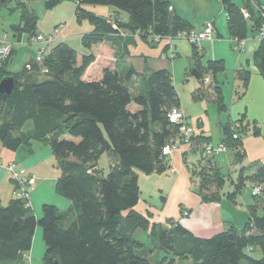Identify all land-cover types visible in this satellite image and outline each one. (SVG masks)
Segmentation results:
<instances>
[{
    "label": "trees",
    "instance_id": "obj_1",
    "mask_svg": "<svg viewBox=\"0 0 264 264\" xmlns=\"http://www.w3.org/2000/svg\"><path fill=\"white\" fill-rule=\"evenodd\" d=\"M9 1H0V8ZM29 1H18L16 5L20 20L11 26L15 36H37V16L27 7ZM42 1L50 10L62 0ZM218 1L225 13L230 40H246L248 34L257 37L264 26V0H241V6L232 0ZM75 2V21L92 26L90 33L81 36L86 51L104 41L125 49L135 35L151 42L152 36L172 37L193 30L190 23L170 10L167 0ZM82 6H104L114 12L100 17ZM118 12L127 14V23L112 18ZM191 46L186 75L199 83L193 97L213 96L222 111L221 90L215 77L223 72V62H204L198 48ZM11 56L12 53L0 64V80L14 78L12 94L7 97L0 93V145L12 152L24 146L31 153L33 143L47 146L59 172L54 191L70 206L61 211L55 205L43 204L37 218L31 204L26 207L13 196L5 206L0 202V264H10L30 251L37 228L41 230L44 264H264V206L263 214L258 216L257 201L248 206L249 217L241 229L229 226L210 237H196L173 220L166 221L168 226L151 222L149 213L136 210L140 199L136 172L150 175L167 171L168 156L161 151L178 132L167 119L168 112L178 108L168 70L138 75L131 69L122 76L106 68L99 80L85 81L82 76L94 60L93 55L82 56L77 66L76 52L64 43L48 49L38 71H7ZM253 62L264 84V38L253 53ZM208 74L212 76L210 84L204 82ZM137 75L142 78V91L133 95L129 83ZM237 75L245 89L249 72L241 69ZM131 104L136 106L133 111ZM244 120L240 117L222 126L221 143L234 152L237 163L242 157L241 138L248 133L249 125L252 135L260 136L256 122L248 124ZM235 122L239 124L236 131L230 128ZM208 143L209 138L198 134L188 145L201 152ZM105 153L113 161L104 174L99 159ZM213 157L205 160L200 155L189 170L191 189L202 202L217 203L223 195L234 203L246 182L261 183L264 193V169L253 164V175L239 174L235 182H230L232 191L222 194L225 177L214 165ZM138 230L150 239L151 246L134 237ZM256 249L261 253L258 261L248 256Z\"/></svg>",
    "mask_w": 264,
    "mask_h": 264
},
{
    "label": "crops",
    "instance_id": "obj_2",
    "mask_svg": "<svg viewBox=\"0 0 264 264\" xmlns=\"http://www.w3.org/2000/svg\"><path fill=\"white\" fill-rule=\"evenodd\" d=\"M67 1L71 3V13L67 20L64 19L57 23L54 21L55 23L51 25V29L43 28V26L38 27L36 24L35 33L37 35L53 36L54 42L50 45V48L59 43H64L72 48L76 52L77 66L80 65L82 56L91 53L94 60L84 71L82 76L83 80H99L102 77L103 70L106 68L115 70L122 76L131 69L138 75L147 74L159 69H166L171 74L176 93L180 88L179 84L184 82L183 79H186L187 85L185 86L189 89L190 100L185 101L177 93L178 108L184 111L189 123L194 126L197 135L200 134L209 138V142L212 144L221 143L224 138L222 126L226 123L244 117L248 124L252 121L258 124L260 118H264L263 79L258 74L255 65L252 66L249 63L250 56L257 49L259 41L257 44L248 42V38L251 37L249 34L244 41L242 49L240 51L234 50L235 52H239L237 56H235L227 52L226 49L228 46L226 43L227 41L230 45L232 44L228 29L227 36L225 37L226 39H224L215 24V31L210 40L201 41L198 48L204 62L220 60L227 66L229 61L233 67L234 83L238 80L241 81L237 75L239 70L244 69L249 72V77L246 80V88L244 89L242 86L240 97V93H237L238 91L236 90H232L231 95L228 97L223 92L224 82L221 75L224 73L225 68L223 72L216 75L215 82L219 84L224 107V110L220 111L217 104L214 102L213 96L209 98V100L202 98L195 99L193 97V94L199 88V83L195 79H193V83L187 80L189 77L186 74L192 55V46L187 40L173 39L168 41L166 39H161L153 43L151 40V42H145L138 36H134V41L125 49L104 41L93 44L90 50L86 51L81 42V36L90 33L92 31V26L86 21H83L80 25L75 22V9L72 7H76V2L75 0ZM167 1L170 3V10L190 23L193 30H195L191 20L183 14L181 8L176 6L173 1ZM194 1L195 0H191V9L197 7ZM215 1L219 2L218 0ZM62 2L63 0L61 3ZM61 3L57 5V8L54 7V9H58ZM82 8L100 17H107L109 13L114 12L112 8L104 6H82ZM112 18H117L124 24L128 22L127 14L122 12H118V14L113 15ZM209 22L215 23V20H206L201 23L195 31L202 30L204 25ZM82 31L84 33H82ZM12 36L14 41H12V39L8 40L7 33H0V38L6 37V39L13 44L11 58L13 59L15 56H19V62L23 66L27 63L35 62L36 53L40 44L30 43V37H26L25 34L20 36H15L13 34ZM78 40L81 42L80 46L77 45ZM225 40L226 42H224ZM50 48L46 49V53ZM232 67L230 69H232ZM138 75L133 77L129 83L133 95L142 91V78ZM206 77L209 79L208 82L210 84L212 82L211 74L206 75L205 78ZM208 92L212 94L211 90ZM236 94L241 98L238 99L240 100L239 102L235 101ZM131 105L130 109L132 111L135 110L136 106L133 104ZM250 129L251 126L249 125L248 133L241 138L242 157L240 163L236 162L234 152L231 149L213 157V163L219 171L221 165L224 163L225 166L228 165V170L236 172L235 180L233 176H229L231 182H235L241 173V175L245 177L253 175L254 170L252 169L253 167H251L253 164H257L264 169V133L260 130V136H254ZM211 134H215L216 138H213ZM32 150L33 152L31 153L28 151L27 147L23 146L17 151L12 152L0 145V163L7 164L14 162L23 167L27 172L35 175L36 184L29 194V203L33 208L35 217L38 218L40 216L41 206L43 203H47L46 195L43 190L45 187L50 189V186H47L50 182L52 185L51 188L54 189L58 170L49 168L50 165L48 162H52L53 160L55 163V160L47 146L33 143ZM103 159H105V161ZM199 159L200 151L198 148L188 144H182L177 149L173 150L167 157L169 169L164 173L144 175L140 172H136L139 190L143 198L139 199L136 210L142 214L149 213L151 215L150 221L154 223H161L168 226L166 224L167 220L178 222L196 237H210L219 231L227 229L229 226L241 229L249 217L248 206L240 209V213L238 214V212H234L237 210L231 208L233 204L224 198L217 203L202 202L200 197L192 191L189 170ZM112 161L113 158L109 153L103 154L99 159V168L102 169L104 174L107 173ZM102 163H104V165ZM46 165L49 168L48 170L43 168L46 167ZM51 166L53 167V165ZM105 168H107V171H105ZM246 184L249 183L246 182ZM13 189L14 184L11 177L6 172L0 170V202L3 206L7 205L12 200ZM144 190L145 196L142 195ZM262 195L263 197L258 199L256 207L257 209L261 208L263 211L264 193ZM238 196L236 199H239ZM161 199L163 202L160 201ZM51 204L55 205L61 211L68 209L70 206V202L62 197L60 200H57L56 203ZM38 231L39 230H36L34 234L30 251L23 253L10 264H44V246L41 234L39 233L38 235ZM248 256L250 259L258 261L261 258V253L256 249L249 251Z\"/></svg>",
    "mask_w": 264,
    "mask_h": 264
},
{
    "label": "rangeland",
    "instance_id": "obj_3",
    "mask_svg": "<svg viewBox=\"0 0 264 264\" xmlns=\"http://www.w3.org/2000/svg\"><path fill=\"white\" fill-rule=\"evenodd\" d=\"M18 1H23V0H10L9 3L7 4V6L0 8V33H2V32L7 33L8 40L12 39V41H14V38L12 36L13 32L11 31V26L17 25L19 23V20H20V11L16 7ZM171 1H173L176 4V6L181 8L183 14L186 15V17L191 20L192 24L195 27V30H197V28L201 25V23L205 22L206 20H215V23L213 22L214 26L216 24L218 31L224 37V39H226L225 38L227 36L226 17H225V14L223 13V11L221 9V5L219 2H217L215 0H195L194 3L197 4V7L194 9H191V7H190V6H192L191 0H171ZM232 1H234L237 4V6H241V0H232ZM261 1H263V0H261ZM27 7L35 12V14L37 16V26L38 27L43 26V28L52 27L51 25H53V23H55L54 21H56V23H57V22L63 21L64 19L67 20V18L69 17V15L71 13L70 12L71 11V3L68 2L67 0H63V2L61 3L60 7H58V9H56L57 6L55 9L54 8L50 9V10L45 9L42 0H31L28 2ZM72 8L75 9V7H72ZM82 33H84V32L82 31ZM25 36L28 37V35H26V34H25ZM250 36L251 37L248 38V42H250L252 44H257L259 41L257 39V37L252 36V35H250ZM150 40L153 43H155V40H153L152 38ZM224 42H226V40ZM226 43L228 44V46L226 47L227 52L237 56V54L239 52H235L233 49V45L232 44L230 45V43H228V41ZM80 44H81V42L78 40L77 45L80 46ZM200 44H199V46H200ZM15 57L13 59L11 58V60H9L7 66H6L7 71L12 72V73L19 72L23 68V65L20 64V62H19V56L16 58ZM249 63L252 66L254 65L253 54H251V56H250V62ZM223 66L225 68L224 73L221 75V78L224 82L223 92L225 93V95L227 97L229 95H231L232 90H236V91H238L237 93H240L241 89H242L241 81L238 80L234 83L232 64H230L228 61L227 66H225V63L223 62ZM231 67H232V69H230ZM42 78H43V76L40 74L39 80H41ZM187 80L189 82L193 83V78L189 77V78H187ZM183 81L184 82H181L179 84L180 88L177 90V93L185 101H187V100L189 101L190 100V94H189V89L186 88V86H185V85H187L186 79H183ZM240 96H241V93H240ZM239 97L237 95L235 98V101L239 102L240 100H238V99H241ZM244 121L246 122L247 120H244ZM259 121L260 122H258V124H257L259 127V130H261V132L264 133V118H260ZM211 135L213 138H216L215 134H211ZM103 160L105 161V159H103ZM48 164L50 165V167H49L50 169H52V170H53V168L56 169V165H55L53 160H52V162L49 161ZM102 164L104 165V163H102ZM51 165H53V167ZM43 168H45L46 170L49 169L47 167V165H46V167H43ZM105 169H106L105 171H107V168H105ZM220 172L225 177V184L221 190L222 194L225 195V194L232 191V185L230 183L231 180L228 177L231 175V177L233 176V179L235 180L236 179V172L235 171L232 172L231 170H228V165L225 166L224 163L220 167ZM58 174H59V172L57 171V176H58ZM47 186L48 187L50 186L49 187L50 189L45 187V189L43 190V192H45V195H46L47 203H43V204L56 203V201L60 200L61 197H59L56 193H54V189L51 188V186H52L51 182ZM146 191H147V189H146ZM142 195L145 196V190L143 191ZM262 197H263V195L258 197L257 200L254 199L251 195V188H250L249 184H246V186L242 190L241 194L238 196L239 199L235 200V203L231 202V200H228V199H226L225 196L221 195V199L224 198L225 200H227L233 204V205H231L232 206L231 208L233 210H237L234 212H238V214L240 213V209H243L246 206L254 205L256 203V201H258V199L262 198ZM141 198L142 197H141V193H140V199ZM160 201L163 202L162 199ZM51 205H53V204H51ZM32 210H33V208H32ZM40 211H41V209H40ZM32 213H33V211H32ZM262 213H263V211L261 210V208H258L256 210V214L258 216L262 215ZM37 230H39L38 235H39V233L41 234L40 228H37ZM134 237L137 240L141 241V243L146 245L147 247L151 246L150 239L142 231H140V230L136 231L134 233Z\"/></svg>",
    "mask_w": 264,
    "mask_h": 264
},
{
    "label": "built area",
    "instance_id": "obj_4",
    "mask_svg": "<svg viewBox=\"0 0 264 264\" xmlns=\"http://www.w3.org/2000/svg\"><path fill=\"white\" fill-rule=\"evenodd\" d=\"M262 12L261 16L264 21V3L262 5ZM244 18L248 19L249 15L248 13L243 10L242 11ZM214 25L213 23H206L202 30L195 31H182L175 36H168L164 38H160L159 36H153L152 39L155 40V42H158L161 39H166L168 41H171L173 39H184L187 40L191 45H194L195 47L199 48V44L203 40H210L212 34L214 33ZM136 36V35H135ZM264 38V26L261 28L260 32L257 34V39L261 40ZM245 40L237 41L231 40V42L234 44L233 49L236 51H240L243 47ZM32 44H40L39 49L37 50L35 62L38 64H41L43 61V58L46 54V49L50 47V45L54 42L53 36H43V35H37L34 37H31L29 40ZM13 44L6 39V37L0 38V64L6 61L11 53H12ZM45 71V70H43ZM209 79L206 77L204 78V82L208 83ZM168 122L171 125L177 126V135L170 140L161 151V154L163 156H169L171 152L175 149H177L182 144H191V139L197 135L196 130L194 126H192L184 111L180 108H173L171 109L167 114ZM239 127L238 123H232L231 130L236 131ZM233 139H236L237 136L235 134L232 135ZM227 151V148L224 144L218 143V144H212L208 143L201 147V158L208 160L211 159L213 156L225 153ZM0 170L3 172H6L12 179L14 183V190H13V198L17 201L24 202L25 206H30L29 203V193L36 184V177L35 175L27 172L23 167L19 166L18 164L11 162L7 164L0 163ZM251 188V195L252 197H259L262 194L263 185L261 183H249ZM29 259V258H28Z\"/></svg>",
    "mask_w": 264,
    "mask_h": 264
},
{
    "label": "water",
    "instance_id": "obj_5",
    "mask_svg": "<svg viewBox=\"0 0 264 264\" xmlns=\"http://www.w3.org/2000/svg\"><path fill=\"white\" fill-rule=\"evenodd\" d=\"M4 2V0H0ZM38 71L39 66L36 62L27 63L23 66L21 72H28V71ZM14 88V78L12 76H6L0 80V93L4 94L5 96L9 97Z\"/></svg>",
    "mask_w": 264,
    "mask_h": 264
},
{
    "label": "bare ground",
    "instance_id": "obj_6",
    "mask_svg": "<svg viewBox=\"0 0 264 264\" xmlns=\"http://www.w3.org/2000/svg\"><path fill=\"white\" fill-rule=\"evenodd\" d=\"M11 43H12V42H11ZM12 50H13V48H12ZM9 60H10V59H9ZM261 195H262V194H261ZM261 195H260V196H261ZM260 196H259V197H260Z\"/></svg>",
    "mask_w": 264,
    "mask_h": 264
}]
</instances>
